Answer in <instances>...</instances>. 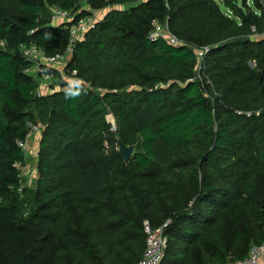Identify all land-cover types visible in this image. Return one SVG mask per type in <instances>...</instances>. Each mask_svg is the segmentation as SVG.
I'll return each instance as SVG.
<instances>
[{"label": "trees", "instance_id": "obj_1", "mask_svg": "<svg viewBox=\"0 0 264 264\" xmlns=\"http://www.w3.org/2000/svg\"><path fill=\"white\" fill-rule=\"evenodd\" d=\"M85 1L0 0V264H139L146 220L169 221L161 264L245 258L264 243V1L223 0L237 19L217 0ZM53 7L73 20L54 25ZM102 8L66 67L79 83L52 69L60 90L38 95L23 47L62 52ZM154 22L182 44L151 38Z\"/></svg>", "mask_w": 264, "mask_h": 264}, {"label": "built area", "instance_id": "obj_2", "mask_svg": "<svg viewBox=\"0 0 264 264\" xmlns=\"http://www.w3.org/2000/svg\"><path fill=\"white\" fill-rule=\"evenodd\" d=\"M52 9L53 16L56 21L71 22L73 20V16L71 15L70 11L58 7H53ZM96 21L97 20L95 19L94 14H91L82 16L79 20H77V23L70 26V42L67 49L62 52L59 51L53 55H47L43 50L39 48L37 44H31L27 47L24 46L22 49L23 56L31 63V67L27 68L26 72H34V70H36L35 67H37L39 70L37 71V73H41L40 75L42 78V82L53 81L54 71L52 69L58 68L62 65L63 62H69L70 56L74 52L75 43L80 40L84 36V34L96 24ZM154 24L155 31L151 34V38L156 39L158 37H161L167 39L171 44H182V42L170 31H167V33L165 34L156 22H154ZM196 49V54L198 56L197 69L200 72L204 65V58L208 52V47L205 46ZM75 73L76 71H74V74ZM74 83L78 84L79 79H76ZM35 127L38 126L31 127L30 131L26 135V140L20 141L19 144L23 149L26 148V143H28V139L31 138V134H33L32 131L35 130ZM168 224L169 221L155 228L150 224L149 221L146 220L144 222V230L147 235L146 248L139 264L162 263L168 246V237L165 234V227ZM228 264H264V243L261 245L252 246L245 258L231 260L228 262Z\"/></svg>", "mask_w": 264, "mask_h": 264}, {"label": "rangeland", "instance_id": "obj_3", "mask_svg": "<svg viewBox=\"0 0 264 264\" xmlns=\"http://www.w3.org/2000/svg\"><path fill=\"white\" fill-rule=\"evenodd\" d=\"M220 4V7L222 8V10L227 13L230 17L237 19L235 14L233 12H231L229 9H227L225 6H224V2L223 0H217ZM264 1V0H263ZM243 0H238V4L241 8L245 9V7L243 6ZM245 2H247V5L251 6L252 9H256L254 4H253V0H245ZM80 4L82 6V8H90V5L89 3H87L85 0H80ZM106 10L108 9H100V10H96L94 11V17L96 20H99L103 17V15H105V12ZM258 11V10H256ZM50 13H52V20L53 22H56V20L54 19V16H53V9H50ZM58 22V21H57ZM157 23V22H156ZM158 24V23H157ZM159 25V24H158ZM160 29L163 30V32L166 34L167 31L169 32V29L167 28V26L165 25H159ZM0 45H4L3 43H0ZM195 51L197 52V49H195ZM23 55V54H22ZM67 62H63L62 65L60 66V68H56L55 70H58L61 72L62 76L64 78H66L68 81L74 83V81L76 80L75 78H72L71 76H67L65 74V71H66V67H67ZM36 70H34L35 74H37V71L38 68L35 67ZM45 69V68H44ZM74 74V72H73ZM77 74V71L74 75ZM38 79V77H37ZM39 82V87L40 89L42 90V92H45V93H52L54 91H58L60 90V87H59V84L57 82H55L54 80L53 81H49V82H42L41 80H38ZM57 89V90H56ZM45 93H41V95H44ZM108 120L110 122H112V124H115V120H114V117L112 115H108L107 116ZM35 126L34 124L32 123H29L28 124V127L31 128ZM29 132V131H28ZM33 134H31V138L28 139V143H26V148H24L25 152H26V160H27V163L25 166H21L19 165V174H20V178H21V181H22V186L25 188V187H29V188H34V186L36 185V181H37V178H38V151H39V147L38 149L36 148H33L34 147V143L33 142H36V140L38 141V144H39V140H40V137H41V128L38 127H35V130L32 131ZM20 143V142H18Z\"/></svg>", "mask_w": 264, "mask_h": 264}, {"label": "water", "instance_id": "obj_4", "mask_svg": "<svg viewBox=\"0 0 264 264\" xmlns=\"http://www.w3.org/2000/svg\"><path fill=\"white\" fill-rule=\"evenodd\" d=\"M243 5L245 3V0H243ZM119 144V151L124 157V159L129 162L132 158L133 152H134V147H128L126 146L121 140L118 141Z\"/></svg>", "mask_w": 264, "mask_h": 264}, {"label": "crops", "instance_id": "obj_5", "mask_svg": "<svg viewBox=\"0 0 264 264\" xmlns=\"http://www.w3.org/2000/svg\"><path fill=\"white\" fill-rule=\"evenodd\" d=\"M59 23H61V22H57V21L56 22H53L54 25L59 24ZM59 68H60V66L58 67V69ZM33 73H35V72H33ZM37 77H38V79H37ZM35 78H36V80H42L41 77H40V75H39V73L38 74H35ZM37 92H38L39 95H41V93H45V92H42V90L40 89V87H38ZM50 93L48 92V93H45L44 95H47V94H50ZM33 143H34V147L33 148L38 149V147H39L38 141L36 140V142H33Z\"/></svg>", "mask_w": 264, "mask_h": 264}]
</instances>
